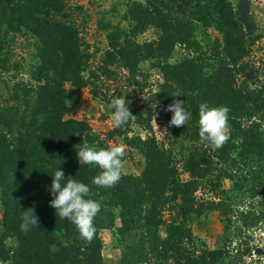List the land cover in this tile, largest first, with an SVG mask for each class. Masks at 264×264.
<instances>
[{
    "label": "trees",
    "instance_id": "16d2710c",
    "mask_svg": "<svg viewBox=\"0 0 264 264\" xmlns=\"http://www.w3.org/2000/svg\"><path fill=\"white\" fill-rule=\"evenodd\" d=\"M65 7L64 0H0V83L6 92L0 103V262L264 264V236L258 235L264 229V54L259 61L251 59L262 40L264 49V31L257 32L250 0H132L125 14L127 29L99 22L107 45L95 67ZM150 28L156 37L138 42ZM208 29L218 37L212 38ZM17 36L32 42L30 80L4 82L2 73L17 66ZM176 47L181 59L169 63ZM146 61L161 75L150 95L154 120L169 144L189 143L183 163L189 179H180L172 150L153 136H124L126 147L143 157V169L136 176L121 175L112 187H99L92 183L99 168L79 163L73 146L111 145L85 120L69 117L78 91L118 70L133 74ZM177 90L183 95L172 97ZM173 99L184 100L192 113L186 125L169 123L171 113L164 109ZM201 102L229 109V138L219 148L199 138ZM56 167L88 184L101 204L90 240L49 204L47 188ZM224 180L230 182L229 191L220 189ZM241 201L244 212H239L234 240L222 248L196 250L191 216L215 211L231 225L232 206ZM29 207L38 225L25 232L21 214ZM103 230L115 232L116 262L103 260ZM132 231L137 236L128 241L125 235ZM10 239L15 246L7 244Z\"/></svg>",
    "mask_w": 264,
    "mask_h": 264
},
{
    "label": "rangeland",
    "instance_id": "374dc122",
    "mask_svg": "<svg viewBox=\"0 0 264 264\" xmlns=\"http://www.w3.org/2000/svg\"><path fill=\"white\" fill-rule=\"evenodd\" d=\"M132 0H64L65 10L77 26L80 36L88 46L89 52L93 55L91 66H96L106 49L105 33L100 30L99 22L110 23L119 26L122 29H127L129 22L125 19L127 6ZM251 12L257 26V32L264 31V0H250ZM209 35L214 38L218 37V33L213 29H208ZM156 37L154 29H147L144 33L137 37L138 42L152 40ZM263 40L254 47V52L251 59L259 61L262 58L264 49H262ZM31 45L27 44L20 37H16L14 52L16 54L14 62L16 67L7 73H2V80H30L31 60L30 52ZM181 50L176 47L168 60L169 63L181 59ZM264 67V64H262ZM161 82L159 71L152 68L149 62L140 63L137 70L132 74L125 70H118L111 78L101 77L95 82V86L87 85L81 88L79 101L74 105L73 113L69 116L76 120H85L92 132L99 134L102 138L108 140L111 146L123 145L125 147V155L123 159L122 175H139L143 169L144 159L139 152L126 147L123 137L128 138L139 136L142 139L153 136L159 145L165 146L172 150L174 157L177 160L179 177L186 181L188 175L183 171L184 159L188 154L189 143L183 140H178L176 143L169 144L165 138L164 129L161 128L154 120L157 114L152 106L150 95L158 89ZM4 84L0 83V103L6 96ZM113 95L125 96L127 101H130L129 110L133 117L126 125L114 127L112 123V112L108 108V103ZM151 116H149L150 112ZM114 134L113 138H107L108 134ZM122 134L121 136L118 134ZM221 188L225 191L230 190V182L222 181ZM219 192V189H218ZM232 206L231 217L234 220L233 224L228 225L221 221L215 211L209 212L205 216H191L189 227L192 236V246L196 250L203 248L213 250L222 248L226 240H234V228L238 226L239 212H244V201L234 203ZM116 212V211H115ZM118 224V220L116 222ZM262 233V234H261ZM160 234L164 236L163 230ZM258 235L264 236V229ZM137 233L132 231L125 235L128 241H133ZM102 240V257L107 263L116 262L118 260V251L116 250L114 237L115 232L111 230H103L100 232ZM7 244L16 245L15 239H10ZM234 244H237L234 241ZM233 244V245H234ZM264 258V255H263ZM0 264H4L1 263ZM249 264L246 260L245 263Z\"/></svg>",
    "mask_w": 264,
    "mask_h": 264
},
{
    "label": "clouds",
    "instance_id": "9594fccd",
    "mask_svg": "<svg viewBox=\"0 0 264 264\" xmlns=\"http://www.w3.org/2000/svg\"><path fill=\"white\" fill-rule=\"evenodd\" d=\"M181 95L183 93L177 90L172 97ZM129 104L130 101H127L124 95H113L108 108L112 112L114 127L126 125L133 117ZM164 110L171 113L169 121L171 125H186L193 118L192 113L186 110L184 100L173 99V102L168 104ZM228 112L229 109L226 106H211L207 102H201L198 105V135L202 142L219 148L227 141L229 138ZM73 147L76 149L79 163L83 162L99 168L100 171L92 179L93 184L99 187H112L120 180L123 171L122 158L125 155L123 145L105 148L81 143ZM47 190L52 197L49 204L55 209V213L60 218L68 219L82 237L90 240L96 231L93 221L101 209V204L92 198L89 185L74 179L73 175L66 176L63 169L56 167ZM36 225H38V218L34 208L23 209L21 230L27 232Z\"/></svg>",
    "mask_w": 264,
    "mask_h": 264
}]
</instances>
